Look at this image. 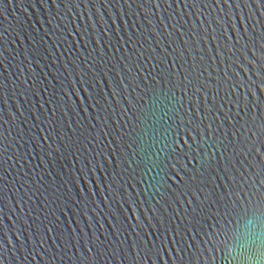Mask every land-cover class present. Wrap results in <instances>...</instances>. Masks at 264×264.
I'll return each mask as SVG.
<instances>
[{
  "label": "water",
  "instance_id": "95a60500",
  "mask_svg": "<svg viewBox=\"0 0 264 264\" xmlns=\"http://www.w3.org/2000/svg\"><path fill=\"white\" fill-rule=\"evenodd\" d=\"M262 49L264 0H0V264H247Z\"/></svg>",
  "mask_w": 264,
  "mask_h": 264
},
{
  "label": "clouds",
  "instance_id": "9594fccd",
  "mask_svg": "<svg viewBox=\"0 0 264 264\" xmlns=\"http://www.w3.org/2000/svg\"><path fill=\"white\" fill-rule=\"evenodd\" d=\"M234 244L231 249L234 253L241 249L252 251L247 264H264V219L256 216L244 231L234 235Z\"/></svg>",
  "mask_w": 264,
  "mask_h": 264
},
{
  "label": "snow or ice",
  "instance_id": "6c2138e0",
  "mask_svg": "<svg viewBox=\"0 0 264 264\" xmlns=\"http://www.w3.org/2000/svg\"><path fill=\"white\" fill-rule=\"evenodd\" d=\"M262 51H264V49H262ZM161 77H162V81L161 82H163V79H168L170 76H171V72H170V70H169V74H168V77H165L164 76V73L162 72L161 74ZM185 79H187V77H185ZM191 84V81H189V85ZM187 94V93H186ZM201 123H203V121H201ZM238 123V122H237ZM211 128H212V126H211V124H209L208 126H207V128L204 130L205 131V134H207L209 131H211ZM244 131H247V129H244V130H242V129H236L235 130V135L236 136H243V134H244ZM253 135H254V133H253ZM251 137H249V139H250ZM182 143H186V142H182ZM190 147V146H189ZM180 152H181V154H183V152H182V150H179ZM192 159H195V156H193V157H191ZM172 175L173 176H175L176 177V179L177 180H180V181H183V177H181L180 175H179V172H173L172 173ZM187 194H191V193H187ZM182 195H183V193H182ZM185 203H194V201H185ZM47 231H52V229H47ZM136 248H139V245H134ZM88 253H92L93 254V257L94 258H96L98 255H100L101 253H100V248L99 247H96V249H95V251H93V248H88ZM137 254H139V253H137Z\"/></svg>",
  "mask_w": 264,
  "mask_h": 264
}]
</instances>
